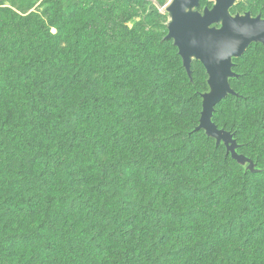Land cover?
Segmentation results:
<instances>
[{
    "label": "rangeland",
    "instance_id": "obj_1",
    "mask_svg": "<svg viewBox=\"0 0 264 264\" xmlns=\"http://www.w3.org/2000/svg\"><path fill=\"white\" fill-rule=\"evenodd\" d=\"M171 1L0 0V23H6L8 27L0 30V122H10V118L6 117L7 110L17 112L14 108H23L19 102L27 94L23 85L27 81L22 80L27 75L17 74V71L29 62L30 48L37 50L40 59L47 58L46 65L51 76L63 84L61 87L65 88L66 94L79 96L81 87L76 82H70L71 74L66 68L71 47L68 37L74 28L88 23L89 17L94 14L96 33L91 30L87 32L82 43L84 48L81 58L91 71L94 93L120 100L128 114L117 111L115 115H110L105 112L107 121L120 138V143L115 146L109 139H101L102 135L90 123L83 126L91 128V133L100 138L103 144L101 158L104 162L122 158L129 162L136 160L143 165L155 163L165 168L173 167L178 172L177 161L167 159L173 157L165 154L169 147H164L161 140L171 138L180 131H193L198 125L201 112L202 99L199 94L207 92L209 88L208 76L202 64L193 62V81L190 82L177 48L172 41H163L168 33L166 9ZM212 5L202 0L201 11ZM245 12H250L254 17L262 15L264 18V0H241L232 9L233 15ZM101 46L113 55L107 58V62L116 69L119 81L117 86H114L112 79L101 67L100 53L96 52ZM235 71L242 74L243 78L234 82L233 86L248 98V102L237 104L233 100L225 101L218 107L215 120L220 128L234 132L241 145L240 152L253 158L259 168L264 169V49L258 44L252 45L250 51L236 61ZM13 83L14 88L11 85ZM258 98H262V101ZM106 107L109 109V106ZM129 115L132 116L131 125ZM19 128L26 130L23 120H20ZM41 141L50 143L45 135H41ZM55 143L59 142L54 137ZM193 145L196 158H221L225 153V149L220 148L216 156L212 149L213 143L206 141L202 134L193 138ZM67 150L71 157L77 154L78 159L84 162L77 166L79 191L85 198L113 208L108 197L95 188L97 172L85 163L86 151L79 146H70ZM213 168L208 172L209 176L217 173L218 166L215 164ZM228 170L230 179L223 193L237 185L245 171L233 163L228 164ZM38 172L39 166L27 151L10 137L1 134L0 233L10 234L15 227L26 228L27 225L38 224L48 204L51 212L57 209L58 192L50 191L56 183L50 182V188L39 185L37 178H34ZM179 182L175 179L167 185L145 183L139 179L134 168L125 180V185L130 187L131 193L142 205L169 210L164 218L169 232L164 233L163 238L159 237L161 240L146 226L144 218L136 214L139 221L137 226L142 228L146 241L159 240L158 244L162 241L160 247H169L176 253L172 264H205L193 255L194 247L205 232V219L188 218L185 221L187 237L183 241L178 238L175 240L172 236L175 226L172 213L186 212L195 205L175 187ZM250 183L254 188L255 207L264 212V174L253 176ZM19 205L26 206L28 210L13 212L7 209ZM218 206L230 209L231 204L218 203ZM65 216L59 221V226L71 219L68 213ZM241 251L235 245L215 244L214 248L202 254L226 258L225 254L233 253L235 258L243 257L248 262L255 260L256 264H264V260L251 251ZM96 255L97 258H88L87 262L113 264L115 260L108 247ZM8 263L63 264L59 256L40 257L35 254L31 244L11 247L7 254L0 253V264Z\"/></svg>",
    "mask_w": 264,
    "mask_h": 264
},
{
    "label": "trees",
    "instance_id": "obj_2",
    "mask_svg": "<svg viewBox=\"0 0 264 264\" xmlns=\"http://www.w3.org/2000/svg\"><path fill=\"white\" fill-rule=\"evenodd\" d=\"M94 21L93 14L89 17L88 23H82L81 26L74 28L68 37L71 40V47L66 68L71 74L70 82H76L81 87L79 96L66 94L65 88L61 87L63 84L51 76L46 65L47 58L40 59L35 48L29 49V62L17 71V74L27 75L22 78L27 81L23 84L27 94L25 99L19 102L23 108H14L17 112L7 110L6 117L10 118V122L8 124L0 122V135L10 137L15 144H20L39 166V172L34 176L39 185L50 188V182L56 183L50 191H55L56 194L58 192L56 198L59 202L57 209L52 212L48 204L38 224H30L26 228L15 227L10 234L0 233V253L7 254L11 247L31 244L35 248V254L40 257L59 256L63 264H91L87 262L88 258H97L96 253L108 247L115 257L113 264H172V259L177 254L169 247H160L162 241L159 244V240L146 241L142 228L137 226L139 221L136 214H139L158 238H163V234L169 232L164 219L169 210L142 205L141 201L133 196L130 187L125 185L129 173L136 168L139 179L145 183L167 185L173 183L175 179L179 180L175 187L183 196L195 203L194 207L186 212L172 213L175 222L172 236L174 235L175 240L178 238L183 241L187 237L185 221L194 217L205 219V232L193 249V255H196L198 260L204 261L205 264H256L255 260L248 262L243 257L235 258L233 253L225 254L226 258L202 254L214 248L215 244L235 245L242 250L241 253L251 251L259 259L264 260V212L255 207L254 188L250 183L253 176L264 174V169L259 168V164L253 158L243 154L250 158L259 170L257 173L247 172L246 167L240 166L231 156L226 155L223 145L216 147V142L209 139L204 131H195L199 122L192 132L180 131L171 138L161 140L164 147H169L165 154L173 157L167 159L177 161L178 172L173 167L165 168L155 163L143 165L139 161L129 162L122 158L104 162L101 158L103 144L100 138L91 133V128L83 125L90 123L102 135L101 139H109L115 146L120 143V138L107 121L105 112L110 115H115L117 111L125 115L128 113L123 109V102L120 100L97 96L93 91L91 71L85 65L81 54L87 32L91 30L96 33ZM6 28H8L6 23H0L1 31ZM165 37L163 41H166ZM258 45L264 49L263 45ZM251 48L252 46L246 54ZM96 52L100 53L102 69L112 79L114 86H117L119 81L116 69L107 62V58L113 55L104 46ZM236 61L234 60L235 68ZM237 74L239 78L232 79L230 83L239 96H229L216 107L213 121L218 127L215 118L221 104L227 100H233L237 104L248 102V98L233 86L234 82L243 78L242 74ZM192 81L193 78L190 82ZM11 85L14 88L15 84ZM201 94L203 93L199 94L200 97ZM258 100L262 101V98ZM106 106H109V109ZM20 120L27 126L25 131L19 128ZM128 121L131 125L132 116H128ZM198 134H202L206 141L213 143L212 149L216 156L218 150L224 148L223 156L196 158L193 138ZM41 135L48 136L50 143L41 141ZM54 137L59 143L53 144ZM235 139L238 143L236 134ZM70 146H79L86 151L85 163L97 172L95 188L108 197L113 208L91 201L79 191L77 166L84 162L78 159L77 154L70 156L67 150ZM240 150L241 145L238 153L242 154ZM176 156L181 158H174ZM229 163L237 164L245 171L237 185L223 193L230 179ZM215 164L218 166L217 173L209 176L208 172L214 169ZM168 169L172 171L168 172ZM218 203L226 205L229 203L230 209L219 208ZM7 209L17 212L26 209V206H12ZM124 212L126 214H123ZM66 213L71 219L59 226V221L66 217ZM215 240L217 242H214Z\"/></svg>",
    "mask_w": 264,
    "mask_h": 264
},
{
    "label": "water",
    "instance_id": "obj_3",
    "mask_svg": "<svg viewBox=\"0 0 264 264\" xmlns=\"http://www.w3.org/2000/svg\"><path fill=\"white\" fill-rule=\"evenodd\" d=\"M213 5L204 7L202 0H172L166 11L169 21L166 41H172L178 50L183 68L192 80L193 62H199L208 76L209 90L201 94L202 111L195 131L223 145L226 155L247 172L257 173L255 163L238 153L239 145L235 134L220 129L213 117L216 107L229 96H239L231 86L238 79L234 60L241 59L254 44L264 46V18L251 13L232 14V9L241 0H207Z\"/></svg>",
    "mask_w": 264,
    "mask_h": 264
},
{
    "label": "flooded vegetation",
    "instance_id": "obj_4",
    "mask_svg": "<svg viewBox=\"0 0 264 264\" xmlns=\"http://www.w3.org/2000/svg\"><path fill=\"white\" fill-rule=\"evenodd\" d=\"M250 13V12H249ZM253 16V15H252ZM262 16V15H261ZM256 17V16H255ZM262 18H263V16H262Z\"/></svg>",
    "mask_w": 264,
    "mask_h": 264
}]
</instances>
